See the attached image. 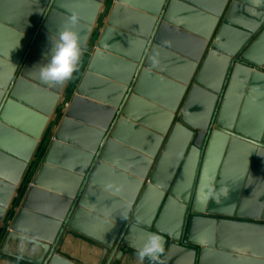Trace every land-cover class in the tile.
Returning a JSON list of instances; mask_svg holds the SVG:
<instances>
[{
    "label": "water",
    "instance_id": "water-1",
    "mask_svg": "<svg viewBox=\"0 0 264 264\" xmlns=\"http://www.w3.org/2000/svg\"><path fill=\"white\" fill-rule=\"evenodd\" d=\"M106 1L0 0V259L79 264L60 249L72 235L113 264L158 232L159 264H264L259 0H114L4 225L66 83L38 68L66 27L82 51ZM21 236L37 258L10 250Z\"/></svg>",
    "mask_w": 264,
    "mask_h": 264
},
{
    "label": "rangeland",
    "instance_id": "rangeland-1",
    "mask_svg": "<svg viewBox=\"0 0 264 264\" xmlns=\"http://www.w3.org/2000/svg\"><path fill=\"white\" fill-rule=\"evenodd\" d=\"M113 2H114V0H107L102 5V9H101V12L99 13V16H98V19L95 23V26L91 29L90 36L86 42V45H85L84 49L81 51V57H80V61H79L78 70L73 73L72 78L70 80L66 81L65 86L62 90L59 102L57 104L56 110L54 111V114L49 121V126L45 130V132H44V134H43V136H42V138L38 144L37 150L35 151L32 159H31V161L27 167V170L25 171V174L23 176L21 184L17 188V191L13 197V200H12L11 205H10L9 210H8V213L10 212V214L4 220V225L6 227L8 226L12 216L14 215V208L16 211V209L21 204L27 189L29 188V186L31 184L32 178H33V176H34V174H35V172H36V170L40 164V158H41L43 152L45 151V148L48 146V144L52 138L51 132L53 129L56 128V125H57L56 121L59 120L65 114L66 110L68 109V107L70 105V102H71V100L75 94L76 86L78 85V83L81 80L84 72L86 71L87 66L90 62L91 56L93 55V53L96 49L98 34L101 32V30H102V28H103V26L107 20V17H108V14L110 12V9L113 5ZM3 233L5 234L6 231H4ZM4 234L2 235V237L0 239V245L2 243ZM70 236H71V238H70ZM66 238L71 239V241H74L75 244L79 243V244H82L84 246L90 245L93 247V250L95 252H100L99 247L92 245L90 242H88L82 238L74 237L72 235H69ZM19 244H20V242L10 243V245H11L10 250H15V248L17 246H19ZM24 247H26V248L28 247V249H29V248H32L33 246L29 247L27 244H24ZM133 252L134 251H132V250H127L126 256L124 257V259L125 258L127 259V257H129V259H130L132 256L131 254ZM26 256L28 257V255H26ZM6 259H8V262H12V263H14V260H15V259H11L8 257H2L0 259V262L5 261ZM124 259L119 261V264H123L122 261ZM158 262H159L158 260L149 261L148 259H145L146 264H159ZM14 264H16V263H14ZM93 264H96V263H93Z\"/></svg>",
    "mask_w": 264,
    "mask_h": 264
},
{
    "label": "clouds",
    "instance_id": "clouds-1",
    "mask_svg": "<svg viewBox=\"0 0 264 264\" xmlns=\"http://www.w3.org/2000/svg\"><path fill=\"white\" fill-rule=\"evenodd\" d=\"M259 5L264 6V0H259ZM77 17L73 14L70 17V24H75ZM81 57V39L77 32L71 27L60 30L57 39L51 42V47L47 53L46 62L39 66L38 77L44 84H61L72 78L78 70ZM26 236L20 237L19 248L22 250ZM165 253L164 237L158 232L147 233L143 246L136 250V259L144 262L156 261ZM19 258V257H18Z\"/></svg>",
    "mask_w": 264,
    "mask_h": 264
},
{
    "label": "bare ground",
    "instance_id": "bare-ground-1",
    "mask_svg": "<svg viewBox=\"0 0 264 264\" xmlns=\"http://www.w3.org/2000/svg\"><path fill=\"white\" fill-rule=\"evenodd\" d=\"M239 16V15H238ZM100 64V68H101ZM115 68V67H114ZM113 66H106L105 69H114ZM38 75V74H37ZM136 240V239H135ZM71 239L65 238V241L60 246V249L65 254H70L76 262L84 263V264H93L98 259L99 253L93 250L92 246H84L82 244H75ZM15 250L21 255H28L30 258L37 257L39 254V249L36 247L29 248L23 247L21 250L18 246Z\"/></svg>",
    "mask_w": 264,
    "mask_h": 264
},
{
    "label": "crops",
    "instance_id": "crops-1",
    "mask_svg": "<svg viewBox=\"0 0 264 264\" xmlns=\"http://www.w3.org/2000/svg\"><path fill=\"white\" fill-rule=\"evenodd\" d=\"M47 148V147H46ZM45 148V149H46ZM17 210V209H16ZM14 212H15V208H14ZM9 214H10V212H9ZM10 248H11V245H10ZM136 253H132L131 255V258L129 259V257H127V259L125 258L124 259V257L126 256V253H125V255L124 256H122L121 257V259L119 260V261H121L122 259H124L123 261H122V263L123 264H141V262L140 261H138L137 259H136V255H135ZM39 255V254H38ZM38 255H37V257H38ZM24 256H26V255H24ZM129 256V255H128ZM37 257H34V258H37ZM30 258V257H29ZM33 258V259H34ZM12 259V258H11ZM119 261L118 262H114L113 264H119ZM14 263H16V264H23L24 262H20V261H16V260H14ZM14 263H12V262H8V259H6L5 261H2V262H0V264H14ZM25 264V263H24ZM80 264V263H79ZM142 264H146L145 263V261L144 262H142Z\"/></svg>",
    "mask_w": 264,
    "mask_h": 264
}]
</instances>
